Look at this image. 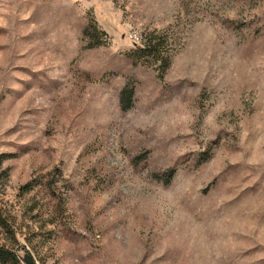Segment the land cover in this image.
<instances>
[{"label":"rangeland","instance_id":"374dc122","mask_svg":"<svg viewBox=\"0 0 264 264\" xmlns=\"http://www.w3.org/2000/svg\"><path fill=\"white\" fill-rule=\"evenodd\" d=\"M0 156L16 264H264V0H0Z\"/></svg>","mask_w":264,"mask_h":264},{"label":"trees","instance_id":"16d2710c","mask_svg":"<svg viewBox=\"0 0 264 264\" xmlns=\"http://www.w3.org/2000/svg\"><path fill=\"white\" fill-rule=\"evenodd\" d=\"M82 35L85 38L88 47L95 46L99 43V36L102 35L100 31L96 28V26L88 22V25L83 29ZM167 42V37L163 33L156 32H148L141 36L139 43H133V48L127 54L130 60L136 64L139 63L141 65L153 66L157 70V78L161 79L164 71L169 66V61L171 58L170 49ZM132 98L131 89H127L126 87L122 88L119 92V105L120 109L126 110L130 107ZM3 162V158L0 156V178L4 177L5 172L1 169V163ZM174 171L167 170L163 174L155 175L156 178H161L163 184H167L169 180L172 178ZM34 185L28 183L24 185L23 192H28L32 190ZM7 221L0 216V227L7 229L8 228ZM11 232V231H9ZM16 242V241H14ZM0 264H16L15 254L3 246H0Z\"/></svg>","mask_w":264,"mask_h":264},{"label":"water","instance_id":"95a60500","mask_svg":"<svg viewBox=\"0 0 264 264\" xmlns=\"http://www.w3.org/2000/svg\"><path fill=\"white\" fill-rule=\"evenodd\" d=\"M23 264H34V262L30 259V257L25 254L22 258Z\"/></svg>","mask_w":264,"mask_h":264}]
</instances>
